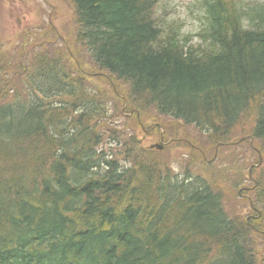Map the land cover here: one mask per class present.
<instances>
[{
  "label": "trees",
  "instance_id": "1",
  "mask_svg": "<svg viewBox=\"0 0 264 264\" xmlns=\"http://www.w3.org/2000/svg\"><path fill=\"white\" fill-rule=\"evenodd\" d=\"M69 3L74 57L33 52L16 86L0 50V264H257L264 0H192V34L159 0ZM75 61L124 87L121 107L144 122L168 119L217 144L244 132L263 156L252 173L259 213L228 217L189 169L172 174L155 152L133 158V137L106 142L115 108Z\"/></svg>",
  "mask_w": 264,
  "mask_h": 264
},
{
  "label": "rangeland",
  "instance_id": "2",
  "mask_svg": "<svg viewBox=\"0 0 264 264\" xmlns=\"http://www.w3.org/2000/svg\"><path fill=\"white\" fill-rule=\"evenodd\" d=\"M159 1L164 8V11L159 10L160 14L183 24L184 34L196 31V14L190 13L192 0ZM76 32L73 7L69 0H0V50L12 57L14 70L9 78L16 86L25 79L21 77V66L31 58L33 52L57 50L74 57L75 48H81L74 40ZM75 62L92 88L107 90L108 96L103 101L111 111L115 108L113 127H105L109 132L104 137L106 142H112L114 137L125 141L133 137L137 149L133 158L140 156L144 159L146 151L155 152L162 158L159 166L168 165L172 174L180 175L189 169L193 176L202 178L220 194L228 217L253 218L256 211L259 213L254 200L252 173L258 169V163H263V156L258 151V144L244 132L240 134L237 129L234 137H229L226 143L217 144L211 137L196 132L192 127H184L168 119L158 120L155 117V120L144 122L142 117L138 119L136 112L125 111L121 107L124 87H110L112 83L108 85L110 80L106 75L92 73L89 65L82 67ZM153 145L161 149L149 150ZM112 147L124 155L129 149L130 154L129 146ZM257 241L256 263L264 264V242L259 237Z\"/></svg>",
  "mask_w": 264,
  "mask_h": 264
},
{
  "label": "water",
  "instance_id": "3",
  "mask_svg": "<svg viewBox=\"0 0 264 264\" xmlns=\"http://www.w3.org/2000/svg\"><path fill=\"white\" fill-rule=\"evenodd\" d=\"M154 148H156L157 150H160V149H161L160 147H158V146H156V145H153V146L150 147L149 149H154Z\"/></svg>",
  "mask_w": 264,
  "mask_h": 264
}]
</instances>
